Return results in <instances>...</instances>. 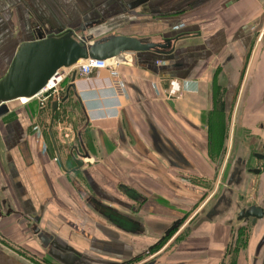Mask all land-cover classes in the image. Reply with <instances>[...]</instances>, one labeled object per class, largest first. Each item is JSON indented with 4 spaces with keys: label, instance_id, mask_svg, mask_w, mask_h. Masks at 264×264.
Wrapping results in <instances>:
<instances>
[{
    "label": "flooded vegetation",
    "instance_id": "flooded-vegetation-1",
    "mask_svg": "<svg viewBox=\"0 0 264 264\" xmlns=\"http://www.w3.org/2000/svg\"><path fill=\"white\" fill-rule=\"evenodd\" d=\"M102 25L89 35L120 31H106ZM181 32L201 33L186 24ZM253 35L240 55L230 46L226 58L211 72L206 117L186 126L200 136L179 127L187 135L175 139L149 120L143 140L125 118L131 140L122 135L121 125L114 141L127 149L126 155L114 149L91 152L83 140V131L88 132L84 120L75 119L80 127L73 129L70 111L64 116L67 104L80 108L72 76L61 85L57 98L37 102L39 108L28 105L34 99L9 119L13 125L7 137L14 141L10 149L26 156L24 163L14 166L22 173L39 172L42 156L59 169L51 173L48 195L31 214L23 215L45 252V262L147 264L161 254L162 264H264V29H256ZM255 42L258 61L252 55ZM188 63L186 55H179L168 65L175 69ZM55 101L58 106L53 111ZM48 110L50 118H40ZM91 137L97 139L94 132ZM103 143L107 145L106 140ZM34 155L40 157L34 161ZM15 183L22 192V178H15ZM154 185L176 195V200ZM224 195H231V203L222 202V215L210 220L207 214ZM51 205L58 208L57 214L48 211ZM251 207V214H240ZM257 207H262V213ZM215 226L224 230L216 238V232L207 229ZM41 234L48 236V247L40 241ZM212 238L215 246H188L190 241L201 244ZM53 242L71 255L66 258L69 263L48 254L62 258Z\"/></svg>",
    "mask_w": 264,
    "mask_h": 264
},
{
    "label": "crops",
    "instance_id": "crops-1",
    "mask_svg": "<svg viewBox=\"0 0 264 264\" xmlns=\"http://www.w3.org/2000/svg\"><path fill=\"white\" fill-rule=\"evenodd\" d=\"M136 1L139 4L133 6ZM98 19L101 20L99 24L85 26ZM80 23L87 32L96 30L101 24L109 30L106 25L111 24V29L120 30L115 32L159 37L181 23L191 31L201 32L188 34L178 41L179 48L170 56L141 53L132 61L125 56L116 58L122 61L117 78L107 69L95 71L89 78L80 75L75 81L71 78L80 108L75 110L70 105L69 119L73 129L80 127L75 119L84 120L88 132L83 131V140L87 149L94 153L114 149L126 155L127 149L114 141L121 125L122 135L131 140L125 118L134 132L145 140L149 120L179 139L175 127H186L188 122L199 124L206 117L211 105L206 95L211 72L226 58L230 46L236 47L240 55L255 36L253 32L264 29V0H0V78L19 44L35 38V30L44 36L76 28ZM258 47L254 45V61H258ZM179 55L189 58L188 67L168 69L161 74L148 68V58L168 64ZM171 79L183 84L179 98L168 96ZM12 102L7 103L10 113ZM5 115L0 116V204L3 207L0 264H42L45 252L27 228L23 215L31 214L32 209L38 207V201L48 195L53 185L51 173L57 174L59 169L50 158L34 155V161L38 157L41 159L40 173L37 170L22 173L17 167L24 163L26 156L10 149L14 141L7 135L13 123L4 119ZM93 132L97 136L95 141L91 137ZM105 140L107 145L103 143ZM129 149L132 150L131 146ZM19 177L23 182L22 192L15 183V178L18 181ZM9 210L12 212L7 215ZM48 211L57 214L58 208L51 205Z\"/></svg>",
    "mask_w": 264,
    "mask_h": 264
},
{
    "label": "water",
    "instance_id": "water-1",
    "mask_svg": "<svg viewBox=\"0 0 264 264\" xmlns=\"http://www.w3.org/2000/svg\"><path fill=\"white\" fill-rule=\"evenodd\" d=\"M138 4L139 1H136L133 6ZM100 22V19L93 20L86 23L85 26L99 24ZM181 30L173 28V30L163 33L159 37L113 31L83 38L79 34L78 28H67L59 32H50L44 36H36L34 39L23 41L19 44L7 71L0 78V108L8 102L19 100L23 97L28 99L35 97L47 86L58 69L71 67L81 60L88 58L106 60L126 55L130 56L132 61V59H138L137 55L141 53L171 55L174 53L178 41L188 35L181 32ZM147 64L148 68L155 74H161L169 69L168 64H159L157 60L153 61L149 58L147 59ZM76 76L77 73L73 72V81H75ZM73 87H75L74 83ZM57 106L58 102H53V111L56 110ZM7 113H2L0 116ZM235 176L236 172L232 174V180H234ZM231 199V195L222 196L216 206L207 214V217L210 220H214L219 215H222L219 206L222 202L230 204ZM2 208V204H0V217L3 215ZM256 210L262 213V207H257ZM251 211L252 207L247 210L243 209L240 214L248 215L251 214ZM11 212L12 210H9L6 214L9 215ZM173 228L176 229V226ZM38 231V229L35 230L36 233ZM47 237L43 234L39 236L40 241L46 247L50 245ZM55 249V253L62 258H58L52 254L53 252H48L53 258L66 262L68 261L66 258L71 257L70 254L60 251V247L57 244H55ZM74 260L78 259L74 257ZM163 261L160 254L148 261L147 264H162ZM66 263H69V261Z\"/></svg>",
    "mask_w": 264,
    "mask_h": 264
},
{
    "label": "built area",
    "instance_id": "built-area-1",
    "mask_svg": "<svg viewBox=\"0 0 264 264\" xmlns=\"http://www.w3.org/2000/svg\"><path fill=\"white\" fill-rule=\"evenodd\" d=\"M185 27L184 23L175 26V29H182ZM122 63L119 59H106L98 60L88 58L78 64L71 67H63L57 70L55 75L50 79L47 86L35 97L28 99L30 101L37 99L40 104L46 103L50 97L57 98L59 95L61 85L68 79L71 78L73 72L77 75L89 78L95 71L102 69L109 70L112 77L117 78L119 76V66ZM119 83L120 81H117ZM183 91V84L178 79H171L169 83L168 96L170 98H179ZM27 103V102H26ZM2 243L0 239V244ZM13 249V248H11ZM42 264H49L45 261Z\"/></svg>",
    "mask_w": 264,
    "mask_h": 264
},
{
    "label": "rangeland",
    "instance_id": "rangeland-1",
    "mask_svg": "<svg viewBox=\"0 0 264 264\" xmlns=\"http://www.w3.org/2000/svg\"><path fill=\"white\" fill-rule=\"evenodd\" d=\"M107 28H109L110 27V29L112 28L111 27V25H109L108 26V24H107V26H106ZM76 28H78L79 29V34L83 37V38H87V37H89L90 35H89V33L87 32V30H86V28L84 27V25L83 24H79V25H77L76 26ZM59 32V31H58ZM33 35H34V37H36V36H40V34H39V32L38 31H34L33 32ZM257 39H258V37H257ZM257 39H256V41H257ZM258 42H255V44L254 45H256ZM121 66V65H120ZM119 72H120V70H119ZM5 74V73H4ZM37 102H40L39 100H35V101H32L30 104H28V105H32L33 107H36V108H39L38 107V105H37ZM71 104H67V106H65L66 108H65V110H63V112H64V116L66 115V113H65V111L66 110H69L70 108H71V106H70ZM10 106H11V108H12V112L7 116L6 115V117L7 118H4V119H10V118H12V117H16V112H15V110L14 109H16V108H19V109H17L18 110V112H20L21 111V109L24 107V108H27V105H25V104H23V103H21L20 101H18V100H15L14 102H12V103H10ZM23 106V107H22ZM10 111V108H9V106H8V104L6 103V104H4L1 108H0V114H2V113H7V112H9ZM41 116H40V118H43L44 120H47V119H49L50 118V111L48 110V112L47 111H43V112H41V114H40ZM180 128L181 129H183L185 132H188V134H190V135H192L193 134V136H200L199 134H195V133H193L194 131L191 129V128H189V127H184V126H180ZM175 130L176 131H178V137L180 138L181 137V140L184 138V136H186L187 134H185V132L184 131H182V133L183 134H181L180 133V131H179V127H175ZM183 135V136H182ZM201 137H199V139H200ZM203 138V137H202ZM185 139V138H184ZM187 141V140H186ZM193 141V140H192ZM185 143V145L188 147H191L190 145L191 144H189V143H187V142H184ZM149 180H150V177H149ZM151 181H152V183H154L155 184V182H154V180L151 178ZM157 186L156 185H154V187L153 188H156ZM157 191L159 192V193H161V194H166L167 196H169L170 197V199L171 200H176V195L174 196V195H172L171 193H167L166 191H164L163 189L162 190H160L159 189V187H157ZM186 203H191V201L190 200H188V201H186ZM208 230H211V231H214V232H216L215 233V238L217 237V234L219 233V232H221V231H224L223 229L221 230V228H219V227H216L215 226V228H213V227H209V228H207ZM223 233V232H222ZM217 244V242H216V240L214 239V238H212V239H203V240H201V244H199V243H197V242H194L193 243V241H190V243H188V246H201V245H206V246H211V245H213V246H215ZM187 245V243L186 244H184L183 246H186ZM218 246H220V244H218L217 245V247Z\"/></svg>",
    "mask_w": 264,
    "mask_h": 264
},
{
    "label": "bare ground",
    "instance_id": "bare-ground-1",
    "mask_svg": "<svg viewBox=\"0 0 264 264\" xmlns=\"http://www.w3.org/2000/svg\"><path fill=\"white\" fill-rule=\"evenodd\" d=\"M118 57H120V56H118ZM118 57H116V58H118ZM125 57L128 58V59L130 58V56H126V55H125ZM116 58H114V59H116ZM82 61H84V60H81V61H79L78 63H80V62H82ZM78 63H77V64H78ZM19 100H20L21 103H23V104H27L28 101H29L28 98H26V97H23V98H21V99H19ZM26 102H27V103H26Z\"/></svg>",
    "mask_w": 264,
    "mask_h": 264
}]
</instances>
